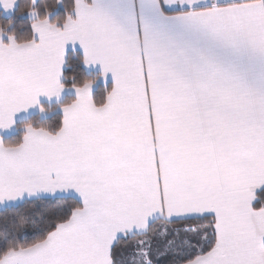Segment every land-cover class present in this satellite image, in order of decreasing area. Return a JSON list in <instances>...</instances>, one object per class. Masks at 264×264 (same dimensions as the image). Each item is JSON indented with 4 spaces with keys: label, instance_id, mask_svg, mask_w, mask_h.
<instances>
[{
    "label": "snow or ice",
    "instance_id": "obj_1",
    "mask_svg": "<svg viewBox=\"0 0 264 264\" xmlns=\"http://www.w3.org/2000/svg\"><path fill=\"white\" fill-rule=\"evenodd\" d=\"M200 4L71 0L0 41V129L62 78L76 91L58 127L0 142V227L50 209L0 264H264V0ZM69 42L112 74L103 103L64 76Z\"/></svg>",
    "mask_w": 264,
    "mask_h": 264
},
{
    "label": "trees",
    "instance_id": "obj_2",
    "mask_svg": "<svg viewBox=\"0 0 264 264\" xmlns=\"http://www.w3.org/2000/svg\"><path fill=\"white\" fill-rule=\"evenodd\" d=\"M31 3V0H19V5L15 13L11 16H6L0 9V27L7 26L5 33L7 38L3 40L8 43V35H13L17 41L22 38H27L32 35V19L29 11H21L26 4ZM71 0H37L33 7L36 9L37 15L43 17L48 16L50 22H62L66 18L67 8L70 6ZM54 5V6H53ZM47 6V7H46ZM72 52V57L69 66L72 68L71 72H65L64 76H74L77 84H82L84 80H91L97 82L99 75L87 70L83 64V55L80 52ZM64 85L72 87L74 81L72 79L64 78ZM111 90V85L98 84L94 91V101L97 104L103 103L107 94ZM74 100V97H67L61 105H65ZM58 104H43L44 111L48 114H35L25 121L18 123V131L16 134L6 137L5 144H14L22 141L24 136L25 126L31 123L35 126H44L49 129L58 127L62 121L63 114L58 111L61 106ZM50 209L44 205L42 201H37L21 211L8 210V214L13 217L9 228L0 227V240H6L9 243H23L25 238L30 242L34 235L33 230L40 227V222L46 219ZM25 234L20 241L13 239V234Z\"/></svg>",
    "mask_w": 264,
    "mask_h": 264
},
{
    "label": "crops",
    "instance_id": "obj_3",
    "mask_svg": "<svg viewBox=\"0 0 264 264\" xmlns=\"http://www.w3.org/2000/svg\"><path fill=\"white\" fill-rule=\"evenodd\" d=\"M206 3L208 5H210L211 4V0H206ZM18 5H19V0H15V3L13 4L12 8L5 9L4 5L2 3H0V9L3 11V13L6 16H11L17 10ZM200 6H205V0H201ZM172 7L175 8V7H178V6L177 5H173ZM165 10L166 11H171V9H167V8ZM3 40H4V38L1 41H3ZM73 48H74V50H73ZM66 50L74 51V52H80L83 55V49L79 45V42H76L74 46H73L72 42H69L66 45ZM86 68H87L88 71L96 73V74L99 75V79L97 80V82H95V83L93 82L92 85H91V88H90V95H91L93 101H94V91H95V88L97 87L98 84H101V83L105 84V85L110 84L111 85V90H112V88L114 87L115 81H114V78H113L111 73L103 74L102 66L99 63L95 64L94 66H87ZM63 82H64V78H62V83ZM68 96L69 97H74V100L76 99V91H75L74 87L65 86L62 89L59 97H51V98H49L47 96L41 95L38 98L39 103L37 105L31 106L27 110H21L19 113L14 114V116H13L14 123L12 125H10L8 129H0V142L4 143V139L6 137H10V136H12V135L17 133V131H18V123L19 122L25 121L28 118H30L32 115H35V114H45V115H47L48 113L46 111H44V110L41 111L40 110V108H41V106H43V104H51V105L52 104H58V105H61V103H63ZM94 103H95V101H94ZM62 106L63 105H61L58 108V111L63 114ZM26 130L27 129L25 127L24 131L26 132Z\"/></svg>",
    "mask_w": 264,
    "mask_h": 264
},
{
    "label": "clouds",
    "instance_id": "obj_4",
    "mask_svg": "<svg viewBox=\"0 0 264 264\" xmlns=\"http://www.w3.org/2000/svg\"><path fill=\"white\" fill-rule=\"evenodd\" d=\"M34 3V0H31V3L26 4L24 8L21 9V11L27 10L29 12H36V9L32 7V4ZM54 6V5H53ZM47 7V6H46ZM42 19H46V16ZM7 26L0 27V31H6ZM24 38L21 39L23 41ZM31 125V123L27 124Z\"/></svg>",
    "mask_w": 264,
    "mask_h": 264
},
{
    "label": "rangeland",
    "instance_id": "obj_5",
    "mask_svg": "<svg viewBox=\"0 0 264 264\" xmlns=\"http://www.w3.org/2000/svg\"><path fill=\"white\" fill-rule=\"evenodd\" d=\"M36 13H37V12H36ZM31 17H32V19L34 18L32 15H31ZM3 38H4V39L7 38V34L0 35V41H1Z\"/></svg>",
    "mask_w": 264,
    "mask_h": 264
}]
</instances>
